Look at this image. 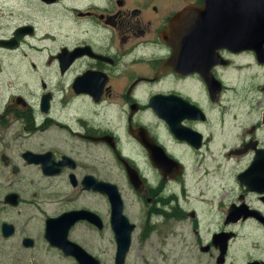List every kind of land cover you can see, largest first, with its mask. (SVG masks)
Masks as SVG:
<instances>
[{
    "label": "flooded vegetation",
    "instance_id": "af4514ba",
    "mask_svg": "<svg viewBox=\"0 0 264 264\" xmlns=\"http://www.w3.org/2000/svg\"><path fill=\"white\" fill-rule=\"evenodd\" d=\"M202 4L0 0V264H81L77 246L101 264L93 232L114 264L93 179L132 223L126 253L136 227L144 242L185 223L207 264H264V49L184 28L162 40ZM187 157L204 162L197 179Z\"/></svg>",
    "mask_w": 264,
    "mask_h": 264
},
{
    "label": "water",
    "instance_id": "95a60500",
    "mask_svg": "<svg viewBox=\"0 0 264 264\" xmlns=\"http://www.w3.org/2000/svg\"><path fill=\"white\" fill-rule=\"evenodd\" d=\"M202 1L201 6H185L172 16L161 34L164 42L171 44L179 39L174 33L178 32L179 35L184 28L188 35L198 33L196 35L209 36L220 45L240 44L241 48L255 45L264 49V0ZM190 27L192 29H189ZM93 189L110 196L111 227L116 241L114 264H123L132 224L121 213V200L113 184L93 179ZM228 213L229 210L227 216ZM249 213L250 211L243 212L242 215L246 216ZM76 252L81 257V264H88L85 260L92 259L78 246ZM93 264H99L97 259L93 258Z\"/></svg>",
    "mask_w": 264,
    "mask_h": 264
},
{
    "label": "rangeland",
    "instance_id": "374dc122",
    "mask_svg": "<svg viewBox=\"0 0 264 264\" xmlns=\"http://www.w3.org/2000/svg\"><path fill=\"white\" fill-rule=\"evenodd\" d=\"M254 84H258V82ZM244 92L245 91L236 94H242ZM258 98H262V96L259 95ZM259 101L260 100H258V102ZM205 155L207 156L206 160H208L209 156H214L209 152L208 155L207 153H205ZM210 161H208L211 163L209 166L213 164ZM182 165L185 167L187 175L190 174L193 179H197L196 173H200L202 171L204 162L200 161L199 157H197V159L194 157L189 159V157H187L185 161H182ZM190 183L194 184V181L190 180ZM209 183L214 189L212 184L215 183ZM135 211L136 210L134 208H130V210L127 211L130 215L129 218L131 221L135 220L133 217ZM136 216L141 217L138 213ZM153 223H155V221ZM216 223V220L211 221L209 226L212 227ZM218 224L219 223H217L216 226ZM104 237L101 239L93 232V252L98 254L97 257L99 258L101 264H110L112 256V242L108 234L105 233ZM130 241V251L127 252L124 257L125 264H207L206 256L197 252V250L195 251L194 237L189 231H186L185 223L179 227L169 225L167 228H164V230H161L159 225H155L149 231V236L144 242L139 237V228L136 227L131 233ZM95 248H97L98 251H94ZM246 256V251L241 252L240 258ZM241 259L236 264H241ZM209 263H212V258L209 259Z\"/></svg>",
    "mask_w": 264,
    "mask_h": 264
}]
</instances>
